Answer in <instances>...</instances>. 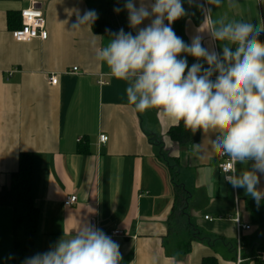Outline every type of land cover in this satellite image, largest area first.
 <instances>
[{
	"label": "crops",
	"instance_id": "0c3cea01",
	"mask_svg": "<svg viewBox=\"0 0 264 264\" xmlns=\"http://www.w3.org/2000/svg\"><path fill=\"white\" fill-rule=\"evenodd\" d=\"M125 2L0 0V191L10 185L20 155L30 154L39 215L33 254L49 251L64 234L69 238L97 219L98 229L119 245L120 264H203L206 259L237 264L239 244L241 264H264L257 252L264 225L255 232L249 211L257 204L220 173L219 155L211 147L215 134L200 131L195 153L193 146L174 143L168 132L177 125L156 109L137 112L128 102L127 82L112 77L97 60V50L112 33L123 28L136 34ZM32 3L46 18L48 38L17 42L13 32L22 24L20 12ZM135 3L139 7L141 0ZM182 4L186 15L173 30L188 44L201 36L209 51L222 52V42L199 31L207 8L213 20L264 21V0H221L219 7L206 0ZM89 10L110 32L95 33L93 23L74 28ZM185 56L189 67L204 63ZM51 76L57 77L56 86ZM101 136L108 137L105 144ZM252 163H237V173ZM258 175L257 187L264 190V174ZM70 196L77 203L66 207ZM236 217L250 230L238 232ZM116 230L123 237L111 236ZM15 245L14 212L0 206V264H14Z\"/></svg>",
	"mask_w": 264,
	"mask_h": 264
},
{
	"label": "clouds",
	"instance_id": "9594fccd",
	"mask_svg": "<svg viewBox=\"0 0 264 264\" xmlns=\"http://www.w3.org/2000/svg\"><path fill=\"white\" fill-rule=\"evenodd\" d=\"M206 3L219 7L221 0ZM124 8L136 34L123 28L112 33L108 44L97 50V60L106 64L112 77L127 82V99L137 112L156 109L174 125L182 121L193 134L214 133L212 150L229 157L226 181L243 188L259 207L264 200V190L257 187L258 173L264 174V42L259 39L264 21L254 25L213 20L207 8L199 31L206 30L214 41L222 42V52H217L205 48L199 35L190 44L177 36L172 24L186 15L182 0H153L150 5L141 0L139 7L135 0H126ZM96 18L97 13L89 10L74 28L91 25ZM148 19V25L139 27ZM181 54L204 63L189 67ZM199 147L194 144L192 151ZM250 161L251 169L238 174L236 164ZM65 236L24 264H120L119 245L102 230L81 225L69 238Z\"/></svg>",
	"mask_w": 264,
	"mask_h": 264
},
{
	"label": "trees",
	"instance_id": "16d2710c",
	"mask_svg": "<svg viewBox=\"0 0 264 264\" xmlns=\"http://www.w3.org/2000/svg\"><path fill=\"white\" fill-rule=\"evenodd\" d=\"M93 30L98 34L110 32V28L105 22L98 21V19L93 22ZM168 137L174 143L191 147L199 142L200 131L193 134L184 127L181 121L179 125L169 130ZM32 178V157L30 154L22 153L19 157L18 170L10 176V185L0 191V206L10 207L14 212V236L16 240L14 264H24L27 258L34 256L33 241L39 215L32 195ZM249 211L255 225H264V201L260 203L259 207L250 205ZM186 250L188 251V248ZM257 252L258 255H264V240L258 245ZM203 264H216V262L214 259H206Z\"/></svg>",
	"mask_w": 264,
	"mask_h": 264
},
{
	"label": "built area",
	"instance_id": "2783aa9c",
	"mask_svg": "<svg viewBox=\"0 0 264 264\" xmlns=\"http://www.w3.org/2000/svg\"><path fill=\"white\" fill-rule=\"evenodd\" d=\"M20 17L22 21V27L19 30H16L13 32V37L15 41L17 42H29L35 39H38L40 41H46L48 38V32L46 28V18L39 7L37 3H32V5L20 12ZM259 39L261 42H264V33H261L259 36ZM74 72H77V69L74 68ZM50 84L56 86L58 79L56 76L50 77ZM108 141V137L101 136L100 137V143L105 144ZM220 163H219V170L220 173L224 176L225 179V172L227 170V166L229 161V157L219 156ZM226 181V179H225ZM227 182V181H226ZM77 203V197L76 196H70L67 197V199L64 201V206L66 207H72ZM208 219V218H206ZM234 222L237 225L238 232H241L243 230H250V226L241 225L240 220L238 217L234 219ZM99 221L97 219H92L91 226H94L98 229ZM111 236L114 237H123V232L116 230L111 233ZM236 263L241 264L243 262L241 257V246L240 244L237 247L236 251ZM264 258V257H263Z\"/></svg>",
	"mask_w": 264,
	"mask_h": 264
},
{
	"label": "rangeland",
	"instance_id": "374dc122",
	"mask_svg": "<svg viewBox=\"0 0 264 264\" xmlns=\"http://www.w3.org/2000/svg\"><path fill=\"white\" fill-rule=\"evenodd\" d=\"M253 229H254V231L256 232L257 230H258V226L257 225H254V227H253ZM264 231V230H263ZM262 231V232H263ZM235 245V244H234Z\"/></svg>",
	"mask_w": 264,
	"mask_h": 264
}]
</instances>
